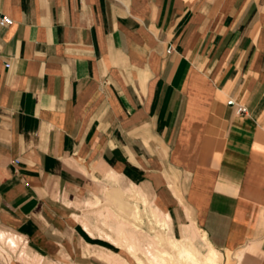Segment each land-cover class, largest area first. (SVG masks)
<instances>
[{
    "label": "crops",
    "instance_id": "0c3cea01",
    "mask_svg": "<svg viewBox=\"0 0 264 264\" xmlns=\"http://www.w3.org/2000/svg\"><path fill=\"white\" fill-rule=\"evenodd\" d=\"M4 17L0 239L19 249L0 264L126 255L102 236L107 186L264 264V0H0Z\"/></svg>",
    "mask_w": 264,
    "mask_h": 264
},
{
    "label": "bare ground",
    "instance_id": "6f19581e",
    "mask_svg": "<svg viewBox=\"0 0 264 264\" xmlns=\"http://www.w3.org/2000/svg\"><path fill=\"white\" fill-rule=\"evenodd\" d=\"M135 188H130L125 191L121 189H113L106 192L105 202L110 203L113 207L105 208L106 214L104 212L105 215L102 214L103 210L101 211V214L106 216L110 221L109 224L107 223V226L111 233H102L104 235H101L124 250L126 255L123 253H110V255L108 254L104 256L103 254H99V257L102 260L107 264H222V254L209 243L205 234H199L200 230L196 227L192 226L185 229L182 240L177 239L172 235L171 237H168L167 235L165 240L172 251L165 247L161 236L146 234L144 229L140 226L141 223L143 224V214L156 220L157 226L161 227L162 230L167 231V233L170 232V234H172V227L170 226L171 220L167 214H163L156 209V207L155 209H152L150 205V209L149 204L151 201L149 203V199L147 200L145 198L143 192L141 193ZM132 199L134 200L132 201ZM142 207L144 208L141 209ZM99 228V230L102 229L101 227ZM199 235L203 238L207 247L204 252L196 242V237ZM140 237L142 239H140ZM2 239L6 241L3 235ZM8 242L9 247L13 250H16V248L19 247V241L14 242L12 239H9ZM7 259L11 260V257L7 255ZM31 262L32 260H29L28 263L32 264Z\"/></svg>",
    "mask_w": 264,
    "mask_h": 264
},
{
    "label": "rangeland",
    "instance_id": "374dc122",
    "mask_svg": "<svg viewBox=\"0 0 264 264\" xmlns=\"http://www.w3.org/2000/svg\"><path fill=\"white\" fill-rule=\"evenodd\" d=\"M113 186H107L106 187V189H110V190H112L113 188H112ZM100 199H98L97 200V203H102V201L100 200ZM134 199H132V201H133ZM150 205H151V207H152V209H155L154 208V206L152 205V204H149V207H150ZM111 207H113V206H111ZM151 207H150V209H151ZM144 207H142V209H143ZM142 222H143V224L141 223V227L144 229V231L146 232V234H149V235H152V236H156V235H158V236H161V238L163 239V241H164V245H165V247L168 249V250H170V251H172L171 250V248L167 245V242H166V237H167V235H168V237H171V234H170V232H168L167 233V231H164V230H162L161 229V227H159V226H157V224H156V220H153L151 217H147L146 216V214H143V216H142ZM151 221V222H150ZM155 221V222H154ZM153 227H154V230H153ZM185 232V231H184ZM154 234V235H153ZM199 234H202V232L200 231L199 232ZM143 235H145V234H143ZM183 237H184V235H183ZM0 238H1V236H0ZM141 238V237H140ZM180 239V238H179ZM180 240H182V238L180 239ZM196 242H197V244H198V246L200 247V249L204 252L205 250H206V245H205V242L203 241V238L199 235V236H197L196 237ZM8 250V251H10V252H13L14 254H16L17 252H18V249L19 248H16V250L14 251L12 248H10L9 247V244L8 243H6V241H4V240H2V239H0V251L1 250ZM10 254V253H9ZM241 253H236V254H228V255H223V261H222V264H248V261L245 259V258H243L242 259V261H239V259H238V256L240 255ZM10 257V256H9ZM130 261L132 262V260L130 259ZM133 263V262H132Z\"/></svg>",
    "mask_w": 264,
    "mask_h": 264
},
{
    "label": "built area",
    "instance_id": "2783aa9c",
    "mask_svg": "<svg viewBox=\"0 0 264 264\" xmlns=\"http://www.w3.org/2000/svg\"><path fill=\"white\" fill-rule=\"evenodd\" d=\"M12 24V20L8 17H4L0 20V27H7V26H10ZM173 51V48L172 47H169L168 49V53H171ZM238 113L239 114H245L246 113V109L244 107H240L238 109ZM18 163V162H16Z\"/></svg>",
    "mask_w": 264,
    "mask_h": 264
}]
</instances>
